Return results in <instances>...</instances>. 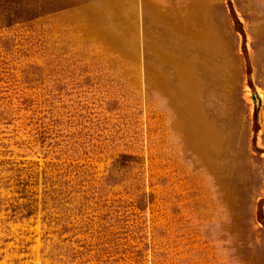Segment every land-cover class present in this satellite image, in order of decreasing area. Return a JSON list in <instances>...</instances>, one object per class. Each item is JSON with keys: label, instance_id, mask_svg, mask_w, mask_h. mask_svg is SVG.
<instances>
[{"label": "rangeland", "instance_id": "374dc122", "mask_svg": "<svg viewBox=\"0 0 264 264\" xmlns=\"http://www.w3.org/2000/svg\"><path fill=\"white\" fill-rule=\"evenodd\" d=\"M171 1L0 0V264H264V0Z\"/></svg>", "mask_w": 264, "mask_h": 264}, {"label": "crops", "instance_id": "0c3cea01", "mask_svg": "<svg viewBox=\"0 0 264 264\" xmlns=\"http://www.w3.org/2000/svg\"><path fill=\"white\" fill-rule=\"evenodd\" d=\"M187 1L186 6H182V11H184V9L186 11V23L188 33L190 32V34H188V41H190V36L191 34L194 35L193 32L195 30V10L193 8V2L191 3L189 0ZM178 7V2L173 4L171 0H139L140 25L141 28H144L146 31V35L153 38V42H157L159 37H161L162 41L169 39L173 25L171 20V10L172 8H177L179 10ZM146 15L150 16L149 24L146 22ZM203 23L205 24L206 22L203 21ZM148 26L150 29H148Z\"/></svg>", "mask_w": 264, "mask_h": 264}, {"label": "trees", "instance_id": "16d2710c", "mask_svg": "<svg viewBox=\"0 0 264 264\" xmlns=\"http://www.w3.org/2000/svg\"><path fill=\"white\" fill-rule=\"evenodd\" d=\"M232 10H233V9H231V15H232V18H233V21H234V24H235L236 30L242 35L243 43L245 44V35H244L243 30H242V25H241V23L239 22V20H238L236 14H235L234 11H232ZM5 19H6V23H7V25H10V24H12V23L15 21V19H17V18H13V17L7 15V16L5 17ZM244 44H243V45H244ZM244 46H245V45H244ZM244 46H243V48H244ZM127 159H128V158H127ZM129 159H131V157H130Z\"/></svg>", "mask_w": 264, "mask_h": 264}]
</instances>
